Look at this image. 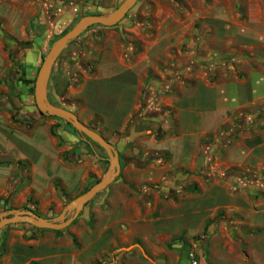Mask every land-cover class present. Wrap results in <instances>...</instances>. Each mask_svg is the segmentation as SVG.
Listing matches in <instances>:
<instances>
[{
    "label": "crops",
    "instance_id": "0c3cea01",
    "mask_svg": "<svg viewBox=\"0 0 264 264\" xmlns=\"http://www.w3.org/2000/svg\"><path fill=\"white\" fill-rule=\"evenodd\" d=\"M12 1L0 3V92L4 94L10 88L27 93L29 82L22 75L33 80L39 67L37 55L24 71L16 67V56L13 62L8 58L6 37L22 38L24 24L34 13L30 3L21 7L19 0L18 6ZM57 3L60 13L73 4ZM249 20L251 26L240 27L248 41L240 43L234 58L219 59L226 67L209 66L208 78L187 74L180 79L170 72L162 81L150 80L165 61L170 38H179L174 30L167 35L157 31L138 52L116 41L95 49L87 38L83 45L89 49L82 58L93 63V70L81 72L64 109L117 149L118 175L94 198L90 225L80 221L66 233H38L32 239H25V229H1L0 264H141L135 262L137 252L148 264H187L178 259V252L204 227L205 250L217 241L228 251L242 248L251 258L247 263L240 258L236 264H260L255 253H264V230L259 229L264 205H255L235 182L222 179L229 169H264V9L257 7ZM162 22L156 23L159 28ZM50 92L58 94L56 83L48 78ZM141 105L146 116L133 119ZM161 110L171 122H160L163 131L151 133L141 121L155 119L150 113ZM52 124L44 115L16 121L14 134L3 139L0 150L3 164L16 162V209L35 207L40 210V214L34 210L37 215L48 218L47 207L57 204L53 181L71 188L62 152L70 149L75 163L71 174L81 181L88 174L98 175L106 161L90 141L80 138L75 144L54 127L53 134ZM147 154L152 157L143 163ZM210 156L216 165L207 164ZM242 226L258 230L247 233Z\"/></svg>",
    "mask_w": 264,
    "mask_h": 264
},
{
    "label": "rangeland",
    "instance_id": "374dc122",
    "mask_svg": "<svg viewBox=\"0 0 264 264\" xmlns=\"http://www.w3.org/2000/svg\"><path fill=\"white\" fill-rule=\"evenodd\" d=\"M19 1L21 2L19 4L21 7L25 2L30 3L29 9L34 11V13L24 24L22 38L5 36L8 39L5 47L10 62H13L16 56V67L21 66L24 71L26 64L33 60L36 55L37 65L39 66L52 41L68 30L78 18L83 15L108 13L117 7L122 0H70L73 4L62 13L58 12V5L60 3L57 2L60 0ZM19 1L16 0V5ZM61 2L66 5V0H61ZM0 3L11 4L13 1L0 0ZM259 6L264 9V0H137L115 26H91L62 50L56 58L49 76L56 83L58 94L55 96L51 92L48 93V100L52 104L62 108L68 107L70 102L68 98L69 91L75 89L81 77V72H92L93 63L85 62L82 58V54L89 49L88 45H83V42L87 38H91L92 48L95 49L102 47V45L108 48L113 41H116L124 48L127 45L133 46V51L138 52L144 42L151 41L156 36L157 31H161V33L167 35L174 30L179 33V38L176 36L175 39L173 37L170 38L168 49H166L167 55L165 61L159 65V72L149 77L150 80H154L155 78L158 81H162L170 75V72L171 75H176L180 79L187 74L198 78H208L209 66L214 64L212 66L219 68L222 66L226 67L227 65L222 64L219 59L234 58L238 54L240 43L243 40L245 42L248 41L247 33L245 32L246 34L242 36L243 33L240 27L242 25H245V27L251 26L249 20L250 14L256 12ZM157 22H162L160 28L156 24ZM170 22L173 23L170 24ZM226 41H229V43L226 44ZM118 48L119 46L115 50H118ZM22 78L25 82H29L27 83V93H20L18 90L14 91L11 88L5 94L0 92L1 151L4 144L3 139L6 136L12 137L11 135L14 134L13 127L16 126V121L30 120L32 119V115L41 116L33 103L32 87L34 78L33 80L32 78L31 80H27L25 75H22ZM8 79V76H6V81ZM30 81L32 84H30ZM100 97L103 99L108 98L105 94H101ZM49 120L53 123L51 128L53 134H55L53 129L58 128L59 130L57 131L62 133L64 137H68L71 142L76 144L81 140L80 136L74 133L71 127L67 126L64 121L54 117H49ZM141 123L148 131L151 130V133L154 130L156 134H160L163 131L158 120L147 118L142 120ZM89 143L102 157L105 156L104 151L100 147L93 142ZM118 149L121 150L122 145ZM70 152V149L66 150L60 156L63 161L62 163H68L71 188L68 190L62 187L60 182L53 181L57 192V204H51L47 207L46 214L49 215V218L57 215L68 201L97 182L107 167V162L103 161L98 175L94 173L88 174L81 181L76 178L75 174H71V169L75 166V163L71 161L74 159V156ZM150 157L152 155L147 154L143 163H147ZM140 158L142 157L139 156ZM124 159L126 158L122 157V160ZM1 161L0 213L10 209L17 210L15 202L16 162L12 160L10 163H5V165ZM135 162L139 163V161ZM2 164L5 165L3 167L6 170L2 169ZM207 164L211 166L216 165L215 157L210 156ZM62 166L64 169L65 165ZM57 170H61L59 165L57 166ZM256 175H259L258 178H256ZM224 178L228 179L230 183L235 182V187L243 190L246 196L254 201L255 205H259L260 207L264 205V169L251 172L243 170L234 172V169H229L223 172L222 179ZM99 195H101V192L96 193L84 204L83 209L68 226L57 231H65L66 233L72 226H80V221L83 222L84 226L90 225L92 221L90 208L92 207L94 198ZM27 201L31 204L35 203L31 199H27ZM85 208L86 210H84ZM22 209L23 207L19 210ZM33 209L40 214L38 208L33 207ZM223 214H219L218 217L224 220ZM227 220L231 221L233 219L228 218ZM260 221L262 224L259 229L263 231L264 221L263 219H260ZM214 222L218 223L221 220H215ZM16 228L25 229V239H32L38 233L40 235L46 232L61 233L45 229L35 230L33 227L22 223L5 226L2 229ZM242 228L247 233L258 230L253 227L246 228L242 226ZM205 235L206 227H204L202 232L194 235L190 242L183 243L181 252H178V259L183 258L189 264L187 253L192 251L196 264H236L240 258L244 259V257L246 263L251 262V258L248 257L246 251H243L244 249L241 248V252L228 251L227 246L224 248L220 245L217 246L218 243L220 244L217 241L214 242V248L210 245V251L205 250L206 246L203 247L204 242L207 241ZM72 242L75 244V240H72ZM195 242L199 246L194 245ZM255 254H257L260 264H264V253L257 252ZM136 255L137 259L135 262L148 264L142 254L137 252Z\"/></svg>",
    "mask_w": 264,
    "mask_h": 264
},
{
    "label": "water",
    "instance_id": "95a60500",
    "mask_svg": "<svg viewBox=\"0 0 264 264\" xmlns=\"http://www.w3.org/2000/svg\"><path fill=\"white\" fill-rule=\"evenodd\" d=\"M137 0H122L117 7L105 14L83 15L50 44L36 71L33 81V103L41 115L58 118L67 123L80 138L90 141L100 147L105 153L107 167L101 178L87 190L68 201L57 215L45 218L31 210L10 209L0 213V230L17 223L29 225L35 229L61 230L68 226L96 193L111 183L119 172V162L116 149L104 140L96 131L81 123L70 111L52 104L47 98V83L51 68L62 50L91 26L111 27L117 24L133 7Z\"/></svg>",
    "mask_w": 264,
    "mask_h": 264
},
{
    "label": "trees",
    "instance_id": "16d2710c",
    "mask_svg": "<svg viewBox=\"0 0 264 264\" xmlns=\"http://www.w3.org/2000/svg\"><path fill=\"white\" fill-rule=\"evenodd\" d=\"M116 25V24H115ZM114 25V26H115ZM142 109H143V106L141 105L140 106V108H139V110H138V112L136 113V115L133 117V119H135L136 117H138L139 115H141L142 113H141V111H142ZM142 116H146V113H143L142 114ZM148 117H149V115H147ZM150 117H153V118H155L156 120H158L159 122H165V123H167V124H169L171 121L169 120V116L167 115V113H166V111L165 110H161V111H157V112H154V113H150ZM55 118V117H54ZM132 119V120H133ZM67 124V123H66ZM67 126H69L68 124H67ZM88 127H90L92 130H94L95 131V129L92 127V126H88ZM72 129V128H71ZM72 131L75 133V131L72 129ZM258 176L259 175H256V178H258ZM34 213H35V211L34 210H32ZM35 229V228H34ZM35 230H39V229H35ZM55 232H57V231H55Z\"/></svg>",
    "mask_w": 264,
    "mask_h": 264
},
{
    "label": "built area",
    "instance_id": "2783aa9c",
    "mask_svg": "<svg viewBox=\"0 0 264 264\" xmlns=\"http://www.w3.org/2000/svg\"><path fill=\"white\" fill-rule=\"evenodd\" d=\"M187 259L189 260V264H196V261L194 260V254L192 251H189L187 253Z\"/></svg>",
    "mask_w": 264,
    "mask_h": 264
}]
</instances>
